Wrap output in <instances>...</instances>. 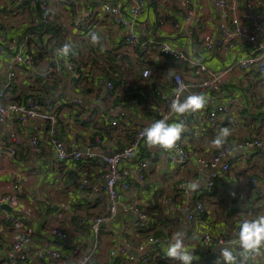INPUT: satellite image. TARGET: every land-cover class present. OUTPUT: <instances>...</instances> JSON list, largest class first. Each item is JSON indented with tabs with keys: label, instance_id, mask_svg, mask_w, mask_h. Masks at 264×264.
<instances>
[{
	"label": "built area",
	"instance_id": "built-area-1",
	"mask_svg": "<svg viewBox=\"0 0 264 264\" xmlns=\"http://www.w3.org/2000/svg\"><path fill=\"white\" fill-rule=\"evenodd\" d=\"M58 1L68 7L72 24L84 41L91 40L93 34L98 35L100 39L107 37L108 31L114 29L111 37L99 42L101 44L99 53L108 49L120 52L130 48L132 52L142 55V63L147 60L144 57H149L152 62L165 58L174 63L173 70L168 82L154 84L148 80L153 76L152 70L145 64L139 84L133 85L131 80V88L127 83L117 85L111 78L116 74L113 72L109 74L102 66V61L95 62L92 58L85 62L76 60L74 48L69 56H60L57 49L62 47L61 45L48 52V57L56 62L53 66L47 61V56L39 58L38 45L34 48L28 46L30 39H37L36 33H29L26 41H19L17 38L7 39L0 28V56L7 58L8 65L5 83L0 86V157L8 151L12 156L19 158V145L23 140H27L32 150L39 156H43L47 145H50L58 161L84 163L87 160H94L100 164L102 182L93 185L87 178L82 177V182L78 186L80 190L92 186L106 195L108 200L105 212L100 215H86L83 219L91 232L88 243L75 242L77 235L58 221L42 223L40 233L53 236L62 242L64 248L51 245L45 247L37 243L42 236L39 237V233L34 234L29 226L26 219L28 206L21 201L25 196L37 199L22 189L17 182L19 178L12 180L10 187L0 188V238L9 243L8 246L14 256L6 255L0 243V264H99L97 254L100 237L104 233L114 231L112 225L120 210L131 211L134 215L132 221L140 229L148 228L150 219L148 211L140 205L126 203L122 198L131 187L128 180V163L132 160L136 161V173L140 181L147 180L153 164L165 158L171 157L176 168H184L194 160L197 176L193 179L197 181L203 176L205 190L214 193L236 166L232 157H237L236 159L243 162L245 167L251 155L249 150H254L255 154H264V139L256 135L230 140L224 148L216 151L204 150L198 152L194 158L189 150L192 138L202 131V128L215 125L220 128L228 118L242 112V94L237 90L231 92L228 90L229 76L242 72L245 77L249 76L246 81H251L255 77L264 80V12L260 0H212L222 14L217 36L207 29L203 13L199 11L202 0ZM19 2L20 9L30 7L36 9L30 21L32 27H38L43 21L52 19L54 15V0ZM149 6L154 10L152 17L158 28L163 29L170 25L172 31L176 33L182 30H186L188 34L198 31L200 33L198 51L196 53L188 51L157 31L149 33L150 30L145 24L148 21L140 22ZM117 29L120 30L115 32ZM118 32H121L120 38L116 37ZM239 46L244 48V53L222 68L211 66L205 59V56L221 55ZM200 52L207 54L197 55ZM136 63L139 61L136 60ZM20 65L31 70L32 82L37 78L48 82L57 77L67 78L65 72L70 74L74 84L82 80L89 81L93 83L94 101L79 95L76 91L73 95L64 93L57 101H49L46 104L33 95L17 100L14 98L16 94L14 90ZM98 83L104 84L105 93ZM181 89H183L181 99L192 94H203L206 98L205 108L184 115L172 114L169 105ZM32 93L33 91L28 92ZM127 96H131L129 104L123 101L115 103L116 100H123ZM65 104L72 106L66 111L68 113L64 114L69 124L67 127L82 130V140L73 146H68L66 140L58 134L60 132L58 122L63 115L60 108ZM92 105L104 107L106 110L102 108L93 110ZM165 116L171 117L169 123L183 122L185 126L177 148L171 152L159 147H150L141 136L144 128ZM43 122H48V135ZM5 126L9 128L7 133L4 131ZM97 126L126 129L130 135L129 143L120 149L105 145L107 141L92 130ZM250 182L251 191L256 198L250 199V195L245 194L244 201L247 206H258V200H264V189L260 187L257 176L251 175ZM177 188L185 195L186 202L180 208L186 212L187 218L191 221L205 222L208 211L204 201L201 198L190 199V186L185 180H180ZM166 204L173 205V199L167 198ZM79 225L81 224L72 223L75 229H80ZM235 239L234 233H222L210 222V227L202 232L201 237L205 247L210 250L214 248L216 251V256L210 264H224L220 248ZM160 240L167 242L169 239L165 236L159 238L151 235L144 242L134 246L131 238L118 235L110 254L114 258L137 260L139 264H157L154 259L158 252L147 246L159 243ZM133 248L139 252L138 256H134L131 251ZM234 251L239 255L238 249ZM244 264H264V249H261V254L249 256Z\"/></svg>",
	"mask_w": 264,
	"mask_h": 264
},
{
	"label": "crops",
	"instance_id": "crops-1",
	"mask_svg": "<svg viewBox=\"0 0 264 264\" xmlns=\"http://www.w3.org/2000/svg\"><path fill=\"white\" fill-rule=\"evenodd\" d=\"M262 9L264 12V0H260ZM19 0H0V28L7 39L17 38L19 41H26V36L35 30H30V21L35 15V8H22L18 5ZM54 15L52 19L56 21L54 26L60 28L59 38L68 41L72 39L74 47V56L76 60L87 61L93 59L96 56L95 46L91 40L84 41L78 34L77 29L72 24V16L69 13L68 7L58 0H54ZM199 11H202L206 22L207 29L211 30L215 36L219 34L218 24L222 18L221 10L217 8L212 0H202V4L199 5ZM154 10L152 6H149L144 15L141 17L140 22L148 21L146 28L149 29V33H155L156 31L161 33L165 38L171 39L177 43L180 47L196 53L198 51V40L200 33L198 31L188 34L186 30H182L179 33L173 32L171 26L160 29L156 22L153 20ZM109 22L108 20H106ZM102 22V21H101ZM61 26H57L59 24ZM100 23V22H99ZM50 28V27H48ZM120 29L115 30L119 31ZM114 31L111 28L107 37L100 39L105 40L111 37ZM37 33V32H36ZM52 28L44 30L38 41L29 40L28 46L34 48L36 42H41V45L52 43L53 35ZM117 38L121 37V32H118ZM62 40V41H63ZM243 47L239 46L235 50L229 52H223L218 56L206 57V61L213 67H224L225 65L231 64L237 56L244 53ZM38 50V54H39ZM37 54V55H38ZM107 59V57H106ZM7 58L0 56V86L5 83L7 74ZM47 61H50L51 65L55 66L56 62L51 60L47 55ZM152 62V61H151ZM156 68V72H152L154 78L159 79V83L162 81L168 82L173 65L170 60L159 59L157 62H152ZM148 66V65H147ZM149 67V66H148ZM153 71V70H152ZM31 70L24 65L18 67V81L16 85L17 94L16 98L21 99L26 96L29 91H37L34 88L39 86L35 81H31ZM67 78L57 77L55 82L50 81L47 85V91L43 93L48 95L50 98L59 99L64 93L71 94L75 92L79 95L85 96L87 99L94 101V93L92 90L93 83L84 81L77 83V86H73L75 82L69 73H64ZM125 78V79H124ZM249 78L244 73L237 72L234 76L227 78V87L231 92L237 90L242 94L243 108L242 112H238L231 118H228L223 126L216 127L208 126L202 128L195 137L192 138L190 153L193 158L198 152L204 150L216 151L211 147V140L217 135L218 131L223 128H227L230 131L228 140H236L249 135L260 136L264 139V80L255 77L251 81H246ZM259 79L260 81L257 80ZM122 80L128 84L131 88V72H127L125 76H122ZM140 78L133 80L132 84H139ZM73 82V83H72ZM53 83V84H52ZM102 87L103 93L106 92L104 84L98 83ZM125 85V84H124ZM145 86V84H144ZM256 86H258L256 88ZM143 97V96H142ZM117 103V102H116ZM129 107V105H126ZM70 105L66 104L61 106L62 111L61 121L59 125L60 132L58 134L62 139L66 140L68 146H73L77 142L82 140L81 132L76 128H69L65 120V115L70 109ZM93 107V105H92ZM100 108L106 110L104 107ZM116 113V112H115ZM115 115L114 113H111ZM236 120V121H235ZM45 130L48 135V122H43ZM18 127V126H15ZM9 130L5 126V133ZM92 130L97 134L101 135L107 142L104 144L107 146H114L117 149L125 147L129 143V133L124 128H112L107 127H93ZM204 134V135H203ZM203 135V136H202ZM49 137V136H48ZM80 138V139H79ZM47 139V137H46ZM79 139V140H77ZM48 141V140H47ZM230 142V141H229ZM10 144V143H9ZM19 158L12 156L8 151L0 157V188L4 189L10 187L12 180H17L23 190L31 194L37 199L33 201L30 197L26 196L29 204L26 219L29 222V226L33 229L34 234L39 233V237L42 236L37 243L41 246H54L61 247L62 242L57 241L53 236L41 234L42 222L39 221L37 216L38 212V201L46 203L48 208L46 209V215L52 212L53 217L50 223L61 221L70 231L74 232L75 242L79 241L88 243L87 240L91 238L90 228L88 224L83 229H75L72 226L74 217H78L83 214L100 215L102 214L108 203L106 195L100 190H95L92 186H89L86 190H80L79 186L82 182V177L87 178L90 184L99 185L102 182V172L94 165L93 161H88V165L79 162H61L55 156L52 146L47 145L44 155L39 156L36 154L27 140H23L19 145ZM251 155L248 158L249 163L243 167V162L237 160V157H232V161L236 163V166L232 168V171L227 175L224 183L215 189V192L208 194L205 190L204 177L200 176L197 181L194 180V176H197L194 166L195 161L184 168H176L171 157L165 158L153 164L149 170L147 180L140 181L137 178L136 173V161L132 160L128 163L129 165V177L128 180L131 183V187L127 190L122 198L123 201L128 204H137L142 206L148 211L149 221L148 228L140 229L133 223L134 215L131 211L120 210L115 218V222L112 225L114 231L112 233H104L101 235L98 247V263L99 264H139L137 260H128V258H114L110 252L113 249V244L118 235L126 233L131 234V240L133 245H137L144 242L146 238L151 235L159 238L168 237V241L164 242L160 240L159 243L154 245L148 244L147 248L156 249L158 252L154 259L157 264H179V261L167 258L165 255V249L168 243L171 241L172 236L176 232H180L184 236V243L187 249L193 254V264H210L215 258L216 251L214 248L211 250L205 247L202 243L201 237L202 232L210 227L211 224L222 233L233 234L238 228L240 221L239 214L248 213V210L254 209L253 213L258 215H264V200L259 199V205L247 206L244 201V195H250V199L256 198L255 194L251 191L250 176H257L260 182V187L264 189V154H255L254 150L248 151ZM34 171L36 173H31ZM180 180H185L189 186L191 183H196L198 187L195 190L190 188L191 198H201L207 209L208 215L207 220L204 221H191L187 218L186 212L181 210L182 204L186 202L184 193L178 190L177 184ZM46 182H51L54 189L48 191L43 190V185ZM238 192L240 199L238 202L232 200L234 194ZM53 197L54 201L51 200ZM172 198L173 205L168 206L166 199ZM34 203V205H32ZM16 209V206L14 207ZM238 208L240 211L238 212ZM243 208V210H242ZM247 214V215H248ZM131 231V232H130ZM157 231H161L160 235H157ZM2 244V250L8 256L13 257L14 254L8 246V242L0 238ZM134 256H138L139 252L133 248L131 249ZM225 264V263H224Z\"/></svg>",
	"mask_w": 264,
	"mask_h": 264
},
{
	"label": "clouds",
	"instance_id": "clouds-1",
	"mask_svg": "<svg viewBox=\"0 0 264 264\" xmlns=\"http://www.w3.org/2000/svg\"><path fill=\"white\" fill-rule=\"evenodd\" d=\"M91 42L93 45H97L100 42L99 36L93 34ZM72 53L73 45L70 42L64 43L57 49V54L63 57ZM182 92L183 89L179 90L175 98L171 100L169 110L172 114L184 115L205 108L206 98L203 94H192L181 99ZM170 118L165 116L143 129L141 136L146 139L150 147H159L168 152L177 148L185 126L183 122L169 123ZM230 134L229 129H221L211 140V147L217 150L224 148ZM197 187L196 183L190 185L192 190ZM237 228L238 230L234 233L236 239L220 248V256L225 264H244L249 256L261 254V249H264V215H257L252 219H242ZM234 249H238L239 255ZM165 255L167 258L179 261V264H193L194 260V256L187 249L184 236L180 232L173 234L165 249Z\"/></svg>",
	"mask_w": 264,
	"mask_h": 264
},
{
	"label": "trees",
	"instance_id": "trees-1",
	"mask_svg": "<svg viewBox=\"0 0 264 264\" xmlns=\"http://www.w3.org/2000/svg\"><path fill=\"white\" fill-rule=\"evenodd\" d=\"M55 21H56V17H55V19H49V20L43 21L38 27L30 26V28H29L30 30H35L34 33L37 32L36 36L38 37V41L40 39L41 33L44 30L52 28V33H53L52 34L53 35V39L51 41L52 43L46 44V45H41V42H38V41L36 42V45H38V49L40 50V52L38 54L40 59H42L44 56H47L48 52H50L54 47L61 46L64 43H66L65 40L59 38L60 31H62V30L60 28H57V27L54 26ZM56 25L57 26H61L60 23L56 24ZM48 27H50V28H48ZM72 41H73L72 39H68L67 42H70L73 45ZM97 45L98 46H96V48H95L96 56L94 58V61L95 62L102 61V63H101L102 66L108 71L109 74H110V72H113L114 74H116L115 77H111V78L114 79V81H115V83L117 85L122 84V83L125 84V82L122 80V76H125L127 74V72H129V71L131 72V80H134V78L135 79H139L140 76H141V73H142V68L145 67L146 65H148L149 68L151 70H153L152 72H156V68L153 66L152 62L149 60V57H144L147 60H145V63H142L141 62V60H143L142 55L139 54L138 52H134V51L132 52V50L130 48H126L125 50L120 51V52H116V51L108 49L107 51H104L103 53H99V50L101 48V44L98 43ZM206 54L207 53H204V52H200V54L197 53V55H201V56H205ZM214 56H218V54L217 55L214 54L213 57ZM106 57H107V59H106ZM162 59L166 60L165 58H162ZM136 60L139 61V63H136ZM170 63L172 65L174 64L172 62H170ZM55 79L52 82H55ZM148 80H151L154 84H158V82L160 81L159 79L154 78V77H151ZM35 83L39 84V86L34 88L37 91H33L32 94H28L27 93L25 98H27L29 95H33V96L39 98L41 100V102L44 103V104H46L49 101H52V102L53 101H57V99H54V98H51V97L49 98L47 94H45V96L43 95V93L47 91V88H48L47 84L49 83L48 81H46L45 79L37 78L35 80ZM74 85L77 86V84H74ZM15 90H16V88H15ZM15 90H14V92H15ZM92 90H93V87H92ZM75 91H76V87H75ZM15 97H16V94H15L14 98ZM17 100H21V99L17 98ZM117 101H123V103L129 104L130 101H131V96H127V98H125L123 100L118 99V100H116V102ZM68 105H70V104H68ZM92 108H93V110H95V109H98L100 107L93 105ZM60 122L62 123L61 119H60ZM60 122H58L59 125H60ZM229 141L230 140H227V143ZM88 161L89 162L93 161L94 165H96L99 169H101L100 164L97 163L94 160H87L84 163H82V162H79V163H82L81 166L85 165L83 167L85 169V167L89 164ZM207 193L208 194H212V193H209V192H207ZM234 195L235 196L233 197L232 200L238 202V200L240 199L239 193L236 192ZM193 197H192V199H194ZM242 210H243V208H242ZM253 210L254 209L248 210L247 212H249V214L248 213H243V211H242V214H239L240 221L242 219H252V218L256 217L258 215V213H253L252 212ZM207 211H208V209H207ZM239 211H240V208H238V212ZM87 215H92V214L88 213ZM95 215H97V214H95ZM85 216H86V214H83L82 216L78 217V219H76L75 217L73 218L75 223L81 224V225H79L80 229H83L87 225L86 223L83 222V219L85 218ZM156 234L160 235L161 231H157ZM122 235H125V236H128L129 238H131V234L130 233H126V231H125V234H122Z\"/></svg>",
	"mask_w": 264,
	"mask_h": 264
},
{
	"label": "rangeland",
	"instance_id": "rangeland-1",
	"mask_svg": "<svg viewBox=\"0 0 264 264\" xmlns=\"http://www.w3.org/2000/svg\"><path fill=\"white\" fill-rule=\"evenodd\" d=\"M258 78V77H257ZM257 80V83H258V81H260L259 79H256ZM258 86H256V88H257ZM219 132V131H218ZM204 135V134H203ZM202 135V136H203ZM53 184L51 183V182H46L44 185H43V190L44 191H48L49 189H54L53 187H51ZM31 199H33V197H30ZM51 200H53L54 201V199H53V197H51ZM21 201L25 204V202L26 203H28L29 204V201L30 200H28L27 199V197L25 196V197H23V199H21ZM33 201H36L37 202V200H34L33 199ZM32 205H34V203L32 204ZM48 208V206H47V204L46 203H43V202H41V201H38V212H40V214L37 216V218H38V220L39 221H42V222H46V223H48V221H51V219H52V217H53V214H52V212L50 213V214H48V215H46V209Z\"/></svg>",
	"mask_w": 264,
	"mask_h": 264
}]
</instances>
